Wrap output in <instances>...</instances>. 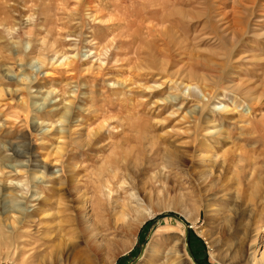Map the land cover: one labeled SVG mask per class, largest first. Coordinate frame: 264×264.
I'll return each instance as SVG.
<instances>
[{
	"label": "rangeland",
	"instance_id": "1",
	"mask_svg": "<svg viewBox=\"0 0 264 264\" xmlns=\"http://www.w3.org/2000/svg\"><path fill=\"white\" fill-rule=\"evenodd\" d=\"M256 252L264 0H0V264Z\"/></svg>",
	"mask_w": 264,
	"mask_h": 264
},
{
	"label": "bare ground",
	"instance_id": "2",
	"mask_svg": "<svg viewBox=\"0 0 264 264\" xmlns=\"http://www.w3.org/2000/svg\"><path fill=\"white\" fill-rule=\"evenodd\" d=\"M230 27V26H229ZM228 29H231V27L230 28H228ZM234 30H236V29H234ZM224 31H228V30H224ZM231 31V30H230ZM238 31V30H237ZM239 32H240V30H239ZM235 33H236V31H235ZM225 35H226V33H225ZM241 35V34H240ZM173 41H174V38H172V39H170L169 40V42L167 43L168 45V48H170L171 49V46H174L173 45ZM175 43V42H174ZM176 44V43H175ZM169 60V61H168ZM167 61H166V63L164 64L165 66H164V68L162 69L161 68V71L163 70V71H165V72H167L168 74H169V76L170 77H176L177 79H180V77H182V74H183V72H184V68L183 67H181V69H179V70H176V71H173V69L176 67V66H174V65H172V59H168ZM162 71V72H163ZM172 72L171 74L169 73V72ZM191 89H189V91H190ZM196 97H199V96H201V98L203 97H205L204 96V94L200 91V90H196ZM194 95V94H193ZM188 96H192V93H189V95ZM193 97V96H192ZM180 98V97H179ZM200 98V97H199ZM203 98H202V100H203ZM205 99H206V97H205ZM175 100H178V98H176ZM174 101V100H173ZM174 102H176V101H174ZM221 108H224V109H226L227 110V106H223V107H221ZM217 109H220L219 107L217 108ZM251 111H252V107L250 106L249 107V109H246L245 108V113H248V115H250L251 114ZM43 169L44 170H46V171H48V173H56L57 174V171H54L53 172V170L52 169H49L47 166H44L43 167ZM108 192H109V190H108ZM111 192V191H110ZM130 195H131V200L133 201V203H134V205H131V206H129L130 207V209H132V210H136V209H142L144 206H143V203L141 202V200H140V198L138 197V196H135V193H130ZM137 195V194H136ZM137 211V210H136ZM85 213V212H84ZM82 214L83 216H84V219L86 218V216H85V214ZM86 220H88V219H86ZM143 221V219L141 220V222ZM140 222V223H141ZM249 233V232H248ZM254 261L256 262V263H264V253H262V254H260V255H258V252H256L255 253V256H254Z\"/></svg>",
	"mask_w": 264,
	"mask_h": 264
},
{
	"label": "water",
	"instance_id": "3",
	"mask_svg": "<svg viewBox=\"0 0 264 264\" xmlns=\"http://www.w3.org/2000/svg\"><path fill=\"white\" fill-rule=\"evenodd\" d=\"M163 217H169V218L172 217L173 219H176L178 222L182 223L185 226V232H184V235H185V250H186V252H188L190 257H192V252H190L189 245H188L189 235H188V229H186L187 225H186L185 221L181 217L177 216L176 214H174L172 212H170L168 214L159 215L158 219L161 220V218H163Z\"/></svg>",
	"mask_w": 264,
	"mask_h": 264
}]
</instances>
